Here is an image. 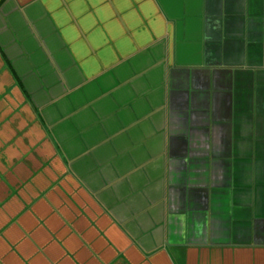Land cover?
<instances>
[{
    "label": "crops",
    "instance_id": "obj_1",
    "mask_svg": "<svg viewBox=\"0 0 264 264\" xmlns=\"http://www.w3.org/2000/svg\"><path fill=\"white\" fill-rule=\"evenodd\" d=\"M0 264H264V0H0Z\"/></svg>",
    "mask_w": 264,
    "mask_h": 264
}]
</instances>
